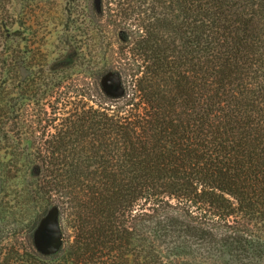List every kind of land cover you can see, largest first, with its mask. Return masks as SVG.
<instances>
[{
	"label": "trees",
	"instance_id": "obj_1",
	"mask_svg": "<svg viewBox=\"0 0 264 264\" xmlns=\"http://www.w3.org/2000/svg\"><path fill=\"white\" fill-rule=\"evenodd\" d=\"M10 3L0 211L18 227L0 230V264H264V0H51L59 50H75L58 69L48 20ZM52 208L69 231L42 253Z\"/></svg>",
	"mask_w": 264,
	"mask_h": 264
},
{
	"label": "rangeland",
	"instance_id": "obj_2",
	"mask_svg": "<svg viewBox=\"0 0 264 264\" xmlns=\"http://www.w3.org/2000/svg\"><path fill=\"white\" fill-rule=\"evenodd\" d=\"M73 0H58L62 5V10L66 13L71 6ZM51 0H11V12L15 16L16 20H20L21 11L24 5L29 4L34 8L35 19L37 21L48 20V29L44 31L48 41L45 48L48 50V68L58 69L67 67L72 64L75 58V50L68 47L62 51L59 50L57 42L55 40V32L51 29V23L49 20L51 16H48V4ZM67 16V15H66ZM38 23V22H37ZM16 34H26L24 25L17 22L12 29ZM27 70H22V77L27 75ZM104 90L112 95L119 92L118 81L114 75H108L102 80ZM32 174L35 175V168L32 169ZM30 175V176H31ZM28 177L31 178V177ZM30 180V179H29ZM13 197L4 195L0 192V208L3 207L4 202H9ZM3 209V208H2ZM8 214V213H7ZM4 213L0 211V230L2 229H13L18 227L15 225L13 217H3ZM69 231L66 229V221L63 220L56 209H51L47 214L39 221L34 231V244L38 251L42 253L54 252L59 242L62 243L63 235L62 232Z\"/></svg>",
	"mask_w": 264,
	"mask_h": 264
},
{
	"label": "water",
	"instance_id": "obj_3",
	"mask_svg": "<svg viewBox=\"0 0 264 264\" xmlns=\"http://www.w3.org/2000/svg\"><path fill=\"white\" fill-rule=\"evenodd\" d=\"M108 75H113V74H107L106 76H104V78L107 77ZM114 76H115V75H114ZM115 77H116V76H115ZM104 78H103V79H104ZM116 78H117V77H116ZM103 79H102V80H103ZM117 81H118L119 92H117V93H115V94H112V95H119V94L121 93V87H120V84H119V80L117 79ZM102 86H103V85H102ZM103 89H104V88H103ZM60 244H61V243L59 242L58 246L56 247V249H55L54 251H56V250L58 249V247L60 246Z\"/></svg>",
	"mask_w": 264,
	"mask_h": 264
}]
</instances>
